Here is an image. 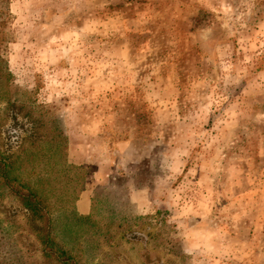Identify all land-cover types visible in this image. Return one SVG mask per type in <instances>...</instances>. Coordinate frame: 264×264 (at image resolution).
<instances>
[{
  "label": "rangeland",
  "instance_id": "obj_1",
  "mask_svg": "<svg viewBox=\"0 0 264 264\" xmlns=\"http://www.w3.org/2000/svg\"><path fill=\"white\" fill-rule=\"evenodd\" d=\"M2 8L0 152L63 248L82 264H264V0ZM0 208V264L41 263L1 182Z\"/></svg>",
  "mask_w": 264,
  "mask_h": 264
},
{
  "label": "trees",
  "instance_id": "obj_2",
  "mask_svg": "<svg viewBox=\"0 0 264 264\" xmlns=\"http://www.w3.org/2000/svg\"><path fill=\"white\" fill-rule=\"evenodd\" d=\"M10 0H0V4L8 7ZM0 15L5 24L7 12L4 8L0 9ZM9 161L0 152V182L8 191L19 199L26 216L28 230L35 235L38 246L36 250L41 256V263L38 264H82L79 259L69 250L63 248L56 239L54 231V219L49 206L39 193L26 183L19 181L10 175ZM1 211V208H0ZM1 222V219H0ZM20 257L18 264H31Z\"/></svg>",
  "mask_w": 264,
  "mask_h": 264
},
{
  "label": "clouds",
  "instance_id": "obj_3",
  "mask_svg": "<svg viewBox=\"0 0 264 264\" xmlns=\"http://www.w3.org/2000/svg\"><path fill=\"white\" fill-rule=\"evenodd\" d=\"M85 31H86V29H85ZM73 35H75V33H73ZM62 39H68V37L67 36L62 37ZM52 43H56V38L55 37L52 39ZM47 51L48 50L45 49L44 51L41 52V54H40V58L41 59L46 58ZM13 59H14V57H13ZM50 62L51 63H55V60H52ZM10 70H11V61H10ZM13 75H15V74H13ZM43 79L46 82V88H52L53 86H58V81H57L55 75H44ZM14 83L18 87H21V88L27 87V89L29 91L32 90L35 87V84L34 83L25 85L24 83L20 82V80L18 78L14 80ZM55 95H56V97H60V96L64 95V93L57 92ZM52 99H53V97L50 95L48 97L47 102L48 103H51L52 102Z\"/></svg>",
  "mask_w": 264,
  "mask_h": 264
}]
</instances>
